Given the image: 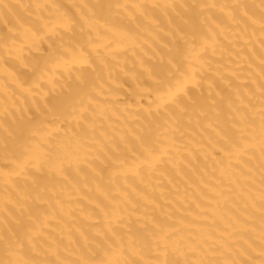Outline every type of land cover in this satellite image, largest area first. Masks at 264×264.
<instances>
[{"label":"bare ground","instance_id":"bare-ground-1","mask_svg":"<svg viewBox=\"0 0 264 264\" xmlns=\"http://www.w3.org/2000/svg\"><path fill=\"white\" fill-rule=\"evenodd\" d=\"M0 264H264V0H0Z\"/></svg>","mask_w":264,"mask_h":264}]
</instances>
